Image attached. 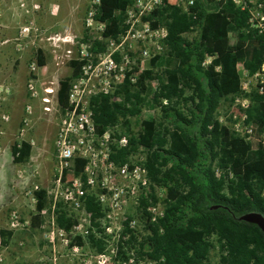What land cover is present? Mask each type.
Segmentation results:
<instances>
[{
	"label": "trees",
	"instance_id": "obj_1",
	"mask_svg": "<svg viewBox=\"0 0 264 264\" xmlns=\"http://www.w3.org/2000/svg\"><path fill=\"white\" fill-rule=\"evenodd\" d=\"M127 4L128 0H100L95 18L105 23L103 38L116 37ZM192 10L195 17L181 12L169 0L160 11L168 30L167 50L150 59L143 72L138 73L136 68L125 71L115 92L122 100L112 101L104 93L89 98L98 137L115 127L120 118L127 128L129 117L140 114L143 105L155 106L161 113L160 123L152 117L144 119L138 135L129 136L125 148L110 153V159L124 164L131 152L140 147L146 151L142 165L148 171L151 193L139 199L140 207H146L148 199L156 201L155 187L165 190L163 216L155 223L146 218L149 235L139 241L128 222L124 224V233L130 234L126 245L129 250L138 245L137 254L145 253L157 264H210L212 250H217L219 264H264L263 232L255 224L238 219L250 212L264 217V148L256 140L264 128V91L253 95L247 110L255 128L251 141L209 129L220 102L239 90L241 70L237 64L242 62V69L253 75L264 63V37L249 27L248 13L236 8L231 0H197ZM192 28L197 29V36L188 38L186 34ZM89 39L84 34L83 41ZM94 44L95 51H103L99 42ZM207 57L210 62L202 65ZM114 58L117 60L116 55ZM37 59L42 66L41 49ZM83 65V60L69 61L71 75L58 81L56 96L62 111L71 109V80L81 76ZM153 77L158 80L156 90L149 85ZM31 151V143L26 140L10 147L15 163L27 162ZM86 164L87 159L75 158L63 175L69 180L80 176L84 181ZM216 168L221 172L218 178ZM33 195L36 204L30 225L39 229L43 221L40 212L48 196L44 189L35 190ZM83 200L91 225L103 234L100 204L89 193ZM56 214L59 227H73L74 220L61 205ZM12 236L13 231L0 229V246L7 247ZM87 238L97 252L103 251L102 239L92 234ZM83 244L81 235L72 238L71 245ZM121 248L119 257L128 260Z\"/></svg>",
	"mask_w": 264,
	"mask_h": 264
},
{
	"label": "rangeland",
	"instance_id": "obj_2",
	"mask_svg": "<svg viewBox=\"0 0 264 264\" xmlns=\"http://www.w3.org/2000/svg\"><path fill=\"white\" fill-rule=\"evenodd\" d=\"M89 1L0 0V229L8 228L12 211L16 210L19 216V226L12 230L9 245L5 248L0 246V255L4 258L1 264H41L44 258H47V264H54L53 258L57 264H91L96 257L97 251L86 236L84 248L72 251L64 246H54L47 229H33L27 225L35 211V190L47 191L48 213L43 217L44 222L52 211L56 219L58 205L72 220L77 210H73L71 200L67 198L74 194L77 198L78 188L84 194L89 193L98 198L106 192L99 185L103 168L107 167L110 160L116 164L117 171L122 166L110 159V154L106 155L104 146H100L95 138L94 150L92 146L83 151L89 160L85 174L87 176L93 171L94 184L87 186L82 178L75 183L79 177L69 180L62 172L60 176L56 144L63 121L70 114L61 110L56 94L58 81L71 75L69 61L83 59L86 62L81 81L71 80L72 90H75L73 98H80L86 103L90 95L105 90L112 101L122 100L120 95L115 94L122 82V77L117 79V74L121 72L115 70L110 73L103 63L107 42L99 41V31L85 28L84 18ZM84 34L90 38L88 42L83 41ZM93 41L99 42L103 51H95ZM38 49L43 51L42 66L37 59ZM95 55L100 56V59H96ZM32 63L37 64L35 71L31 70ZM117 65L118 69L127 71L139 65V60H120ZM156 72L157 69L154 70ZM149 85L156 90L158 80L153 77ZM48 88L52 93L46 92ZM45 97L50 100L49 103L43 101ZM45 107L50 110L46 111ZM149 117L159 123L162 121L158 108L147 105L142 106L140 114L129 117L127 128L120 118L117 125L108 130L109 143L122 136L127 139L137 136L141 131V122ZM69 139L71 144L77 142L74 135L69 136ZM22 140L31 143V157L25 163H15L10 147L16 142L20 144ZM145 157L146 151L140 147L129 154L124 164L142 165ZM73 159L67 160L64 170L73 166ZM121 216L122 213L115 215L116 218L105 217L101 220V227L105 229L104 241L116 243L117 228L124 226L128 220L135 221L134 228L140 232L139 235L145 231L142 211L133 204ZM87 221L88 218L83 222V227L97 232L96 227ZM127 255L135 257L129 249ZM218 258L217 250H212L210 264H219Z\"/></svg>",
	"mask_w": 264,
	"mask_h": 264
},
{
	"label": "built area",
	"instance_id": "obj_3",
	"mask_svg": "<svg viewBox=\"0 0 264 264\" xmlns=\"http://www.w3.org/2000/svg\"><path fill=\"white\" fill-rule=\"evenodd\" d=\"M168 1L169 0H128L125 10L121 12L120 29L116 37L103 38L102 35L100 36L99 41L107 42V50L103 53L105 69L110 73L115 70L121 72L120 74H117V79H119V76L123 79L125 73L122 69H118L117 64L120 63V60H139V65L130 68V70L136 68L138 73H141L147 68L146 65L150 59L165 54L167 50L165 40L168 36V30L164 24L165 20L163 21L160 18V11L166 8ZM196 1L197 0H173V4L175 5V8L179 9L181 12L195 17L192 8ZM231 2L236 8L248 13L247 24L252 30L257 31L259 35L264 37V0H231ZM99 6L100 0L89 1L86 8L84 25L88 31L95 29L101 34L105 28V23L100 22L95 18ZM163 15L165 17L168 16V12L165 11ZM192 29L194 30L189 34H186L188 38L197 36V29ZM114 55L117 56V60L114 58ZM95 57L98 60L100 59V56L98 55H95ZM209 62L210 58L207 57L202 65H207ZM30 67L32 71H35V69H37V64L32 63ZM237 67L241 70L239 90L237 93L229 96L226 100L220 102L214 114L213 124L209 126V129H215L218 132L224 130L228 134L238 136L246 141H251L255 136V128L253 122L248 117L247 110L252 104L253 95L262 94L264 91V63L253 75H249L247 71L242 69V62L238 63ZM84 68L85 65L82 67L81 76L76 80L81 81ZM130 80L131 82L135 81L132 77ZM72 87L73 86H71L69 94L71 109L66 112V114H70V116L63 121V126L60 128L59 139L56 144L58 165L61 176V172L63 173V168L66 166L68 159L72 157H74V159H87V164L83 171L85 180L82 182L88 186L94 184V173L91 171V173L86 176L85 171L88 169L89 160L84 156L83 151L85 149L87 150V148L90 149L92 146V150H94V141L97 139L100 142V146H104L103 149L107 151L106 155L108 156L111 153V149L113 152L125 148L128 145V139L126 136H122L109 143L110 134L108 130L101 137L96 136L93 123V112L89 100L85 103L81 101L80 98H73V92L75 90H72ZM74 88H76V86H74ZM46 92L50 94L52 93V90L48 88L46 89ZM98 93L107 94V91L103 90L92 95ZM43 101L45 103L50 102L47 97L43 98ZM161 102L164 105L167 104V100H162ZM45 110L49 111L50 109L45 107ZM71 135H74L75 138H77V142L74 144H71L69 139V136ZM256 140L264 148V128ZM97 167L101 168L102 166L97 165ZM214 173L217 178L221 175L218 168L214 170ZM78 177L79 180H75V183H77V181L80 182L81 177ZM99 185L101 189L106 191L104 194H101L96 198L101 206L104 215L103 218H116L115 215H121V213L123 216L125 211L127 212L130 204H133L136 208L140 209L142 214L145 212L146 217H143L144 222L147 221L146 218H149L151 222L155 223L164 214V203L162 199L165 196V190L163 188L155 187L153 195L155 196L156 201L148 199V205L146 207L139 206V199L141 197H147L151 193V182L148 176V171L143 165L129 166L128 164H122V166H120V171H117L116 164L110 160L107 167L103 168ZM84 193L85 192L81 191V188H78L77 194L79 196L77 198H75L76 194L67 198L71 200L70 203L73 205V210H77V214L72 218L75 223L70 230H65L57 225L54 211H52L47 221H42L39 229H47L49 231V234L51 235L50 240L52 243L54 242V246L56 244L62 247H67V249L72 251H77L79 248L83 249L85 243L81 247L71 245L72 238L81 235L84 240L85 236L87 237L88 234H92L97 239L99 238L103 240L104 249L100 253L96 252V257L91 264H157L156 261L148 259L145 253L138 255V245H134L133 248L130 249L135 255L134 258L129 257L128 260H125L124 258L119 257V254L117 253L119 247H122L121 250L126 256H128L126 241L129 239L130 234L124 233L125 225H122L121 228H117L118 233L116 243H108L104 241V228H102L104 230L103 234L84 228L83 222L86 218H88V224L90 223V216L85 211L84 200L81 198ZM261 194L264 196V187ZM46 213H48V208L44 207L40 214L44 217ZM8 223L7 230L12 231L19 226V216L16 210L10 213ZM30 224L31 220H28L27 225ZM128 226L134 231V234L139 241L141 237L150 234L144 227L145 231L139 235L138 233L140 232H137L134 228L135 221L128 220ZM106 230L109 231L108 228H106ZM3 261L4 258L0 255V264L3 263ZM52 261H54V264L56 263L55 258H53ZM41 264H47V258H44Z\"/></svg>",
	"mask_w": 264,
	"mask_h": 264
},
{
	"label": "water",
	"instance_id": "obj_4",
	"mask_svg": "<svg viewBox=\"0 0 264 264\" xmlns=\"http://www.w3.org/2000/svg\"><path fill=\"white\" fill-rule=\"evenodd\" d=\"M238 219L251 224H255L264 234V217L261 214L250 212L241 215Z\"/></svg>",
	"mask_w": 264,
	"mask_h": 264
}]
</instances>
